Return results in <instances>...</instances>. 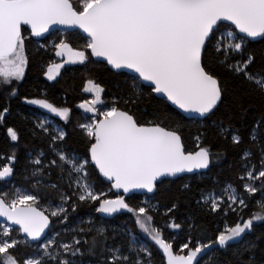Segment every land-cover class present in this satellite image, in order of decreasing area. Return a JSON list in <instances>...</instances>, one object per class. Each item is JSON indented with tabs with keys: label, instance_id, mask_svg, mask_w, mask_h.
<instances>
[{
	"label": "snow or ice",
	"instance_id": "snow-or-ice-1",
	"mask_svg": "<svg viewBox=\"0 0 264 264\" xmlns=\"http://www.w3.org/2000/svg\"><path fill=\"white\" fill-rule=\"evenodd\" d=\"M53 29H78L84 43L53 42L55 56L65 59L48 66V81L65 64L99 65L124 79L114 82L107 100L106 88L87 80L83 91L92 99L76 105L91 113L78 125L83 152L69 148L64 127L35 117L29 134L44 147L27 153L22 172L33 190H0L6 222L0 264H264V232L249 239L264 222V47H254L264 46V0H0V128L11 153L0 157L6 161L0 181L10 182L20 163L21 131L8 123L14 103L71 123V107L20 92L30 63L27 42ZM189 119L201 124L194 152L183 138ZM229 155L237 182L213 180L193 194L189 181L172 190L181 174L199 172L203 179ZM100 178L121 194L110 199L97 191ZM137 191L152 196L133 206L129 194ZM162 192L171 202L157 226L161 206L152 201ZM181 203L188 206L183 217ZM250 203L260 211L245 217ZM81 208L91 210L88 219H72ZM120 212L130 213L136 227H108L104 218ZM233 213L234 225L194 240V232L206 236L201 217ZM136 228L154 242L159 259ZM165 229L187 233L179 251Z\"/></svg>",
	"mask_w": 264,
	"mask_h": 264
},
{
	"label": "trees",
	"instance_id": "trees-1",
	"mask_svg": "<svg viewBox=\"0 0 264 264\" xmlns=\"http://www.w3.org/2000/svg\"><path fill=\"white\" fill-rule=\"evenodd\" d=\"M75 3L76 0H73ZM80 34L75 32H62L57 31L53 32L45 38H31L30 42H27L26 51L29 56V66L26 70V77L20 89L21 95H29L31 98H43L47 96L50 102L55 103L58 106H69L72 108L71 123L65 125L64 121H61L57 118L50 117L44 112L40 111L38 108L33 105H26L22 102L13 104V115L8 120V123L11 125L17 126L21 131L22 142L17 150V154L20 157V163L16 166V174L13 178H9L10 182L0 181V190L3 191H12L15 188L21 190L32 191L29 182L25 181L22 172L24 165L27 162V153L29 151L35 152L36 150L44 147L38 140H34L33 137L29 134V129L32 124L36 122L35 117L37 115L41 117H48L54 125L64 127L65 130L69 133V148H75L80 152L84 151L83 142L81 140L80 132L78 128L80 123L86 122V118L90 116H84L80 109L76 107L81 102L89 100L91 93L84 92L83 89L86 86L88 79L93 78L99 82L102 86L106 88V92L103 99L107 100L112 92L114 91L113 84L114 82L123 81V77H112L109 76L105 69L99 65H89L86 69L85 66L79 64H66L61 71L60 75L57 76L55 81H48L43 75L46 72V69L49 65H53L58 61V58L55 56L54 50L52 48L53 42H59L60 39H65L73 47L80 48L82 47L84 41L79 38ZM43 44L44 48L39 46ZM255 48L260 49L264 47L260 44L254 45ZM143 107V105L141 106ZM150 108V106H149ZM184 131L183 138L185 141L186 151H196V142L193 139V136L196 134L197 129L201 127L199 121L194 120H185L183 121ZM168 126L174 127V121H169ZM6 133L3 128H0V157L5 155H10V149L8 147L9 142L5 139ZM6 161L0 158V165H3ZM234 161L232 160L231 155L225 160H222L219 164H214L211 166V170L207 171V175L201 179L200 175L194 176H184L183 179H177L175 184L172 186L174 191L183 182H191L193 187V194L199 188L211 186L213 180H219L224 182L226 180L237 182L236 181V167H230L233 165ZM34 183V181H33ZM96 189L99 192H103L107 195V198H114L115 195L111 192L108 184L100 178L96 183ZM132 198L128 201L133 206L139 205L144 199L148 198L140 195H133ZM153 203L159 202L161 206L160 215L156 216L155 224L157 226H163L166 217L163 215V206L168 205L171 202V197L164 194L163 192L159 194L152 201ZM41 207L48 208L49 212L52 210L48 200H41ZM54 203H59L58 197L55 199ZM188 206L184 203H181L177 212V215L183 217L187 211ZM89 208H81L78 210L77 214H74L72 219L77 217H84L85 220L88 219V214L90 213ZM252 211H260V209L254 204L250 203L247 209H244L243 215H247ZM47 214V213H46ZM92 216L96 217L97 213H91ZM55 221L56 218H52ZM237 214H229L227 217L223 216H212V217H201L200 220L203 224V227L206 231V236L197 235L193 233V238L196 241L207 240L212 238L217 229L223 230L225 226L234 225L237 221ZM108 227L110 228H121L127 225L129 228H135L134 218L130 213H119L115 217L106 220ZM78 222V221H77ZM52 227V225H51ZM56 229L59 230L63 227L61 224L55 225ZM261 232H264V222L257 224L256 232L249 235V239H255ZM136 234L139 239H141L136 228ZM50 235V233H48ZM172 236L175 237L174 240V249L179 251V246L186 242L188 235L185 231L181 230L179 233H173L171 229L164 230V237L171 239ZM144 240V239H143ZM148 245L153 246L154 250L157 251V258L162 255L152 243L147 242ZM221 253V258L223 257ZM163 264V262H162Z\"/></svg>",
	"mask_w": 264,
	"mask_h": 264
},
{
	"label": "water",
	"instance_id": "water-1",
	"mask_svg": "<svg viewBox=\"0 0 264 264\" xmlns=\"http://www.w3.org/2000/svg\"><path fill=\"white\" fill-rule=\"evenodd\" d=\"M57 31H62V32H75V31H77L78 33H79V30L77 29V30H71V29H53V30H50V32L49 33H46L45 34V36H47V35H49V34H51V33H53V32H57ZM80 34V33H79ZM81 35V34H80ZM35 38V37H34ZM36 39H40V38H36ZM189 120H191V119H189ZM205 171H207V170H201V172H205ZM194 175H200V173L199 172H194V173H184V174H181V176L182 177H184V176H194ZM102 180H103V178H101ZM104 181V180H103ZM104 183H106V184H108L109 185V182H107V181H104ZM110 190H111V192L115 195V198H116V196L117 195H120L121 193H118L115 189H111L110 188ZM134 195H140V196H145V197H150V196H152V194H146V193H143L142 191H137V192H135V194ZM129 196H133V194H129ZM115 198H111V199H115ZM120 213H123V212H120ZM117 214H119V213H116V214H113V216H111V217H106V218H104L105 220H108V219H111V218H113V217H115ZM101 214H98L97 213V216H100ZM0 223H6L5 221H3V218H0ZM14 227H18V226H14ZM50 228H51V225H50ZM48 233H49V230H45V234L46 235H48ZM22 235V234H21ZM41 239L43 240L44 239V237H41Z\"/></svg>",
	"mask_w": 264,
	"mask_h": 264
},
{
	"label": "rangeland",
	"instance_id": "rangeland-1",
	"mask_svg": "<svg viewBox=\"0 0 264 264\" xmlns=\"http://www.w3.org/2000/svg\"><path fill=\"white\" fill-rule=\"evenodd\" d=\"M57 58H58V61H57L56 63H54L53 65H55V64H59V63H62V62H63V59H64V58H62V57H57ZM64 66H66V64H65ZM61 69H62V68H61ZM61 69H59V72L61 71ZM53 70L56 71L55 68H54ZM46 71H47V69H46ZM91 99H92V94L90 95L89 100H91ZM34 107L38 108L40 111L44 112L46 115H48V116H50V117L57 118V119L61 120L59 117H56V116H54V115L51 114V113H48L47 110H45V109H40L38 106H34ZM98 107H99V106H98ZM80 110H81V112H82V114H83L84 116H91V113H84V111H83L82 109H80ZM61 121H63V120H61ZM15 189H16V188H15ZM15 189H14V190H15ZM17 189H18V188H17ZM20 190H21V189H20ZM21 191H23V190H21ZM138 232H139L140 237H141V239H139V238H138V239H139V241H140L141 243H145V244H147V242H149V243L154 244V242L151 241L150 238H148L146 234L140 232L139 229H138ZM143 239H144V240H143Z\"/></svg>",
	"mask_w": 264,
	"mask_h": 264
},
{
	"label": "flooded vegetation",
	"instance_id": "flooded-vegetation-1",
	"mask_svg": "<svg viewBox=\"0 0 264 264\" xmlns=\"http://www.w3.org/2000/svg\"><path fill=\"white\" fill-rule=\"evenodd\" d=\"M65 59V58H64ZM115 198V197H114ZM111 199V198H110Z\"/></svg>",
	"mask_w": 264,
	"mask_h": 264
}]
</instances>
